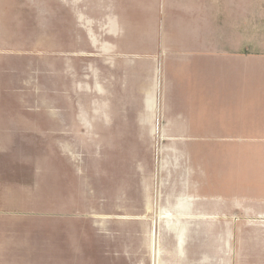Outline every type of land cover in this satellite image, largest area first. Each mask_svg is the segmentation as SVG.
<instances>
[{"label":"crops","instance_id":"1","mask_svg":"<svg viewBox=\"0 0 264 264\" xmlns=\"http://www.w3.org/2000/svg\"><path fill=\"white\" fill-rule=\"evenodd\" d=\"M26 2L34 32L44 22L43 37L61 47L0 95V264L36 263L43 235L46 252L36 213L2 202L22 169V182L46 192L64 145L78 153L86 136H211L224 152H264V0Z\"/></svg>","mask_w":264,"mask_h":264},{"label":"rangeland","instance_id":"2","mask_svg":"<svg viewBox=\"0 0 264 264\" xmlns=\"http://www.w3.org/2000/svg\"><path fill=\"white\" fill-rule=\"evenodd\" d=\"M26 1L0 0L2 96L61 47L43 37L44 22L34 32ZM216 138L86 136L78 153L70 145L54 152L46 192L22 182V169L2 203L46 225V252L43 235L34 264H264V152H224Z\"/></svg>","mask_w":264,"mask_h":264},{"label":"bare ground","instance_id":"3","mask_svg":"<svg viewBox=\"0 0 264 264\" xmlns=\"http://www.w3.org/2000/svg\"><path fill=\"white\" fill-rule=\"evenodd\" d=\"M184 235H185V232L184 230H180L178 232V244L180 243H183L184 242ZM179 244V245H180ZM153 259H154V263H156L157 261V257L158 255L160 254V249L157 247V242L154 241V244H153Z\"/></svg>","mask_w":264,"mask_h":264}]
</instances>
